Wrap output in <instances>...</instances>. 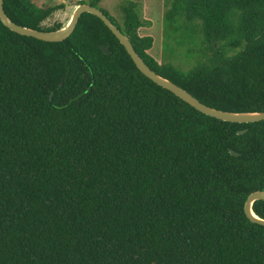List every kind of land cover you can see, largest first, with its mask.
<instances>
[{"label":"trees","instance_id":"trees-1","mask_svg":"<svg viewBox=\"0 0 264 264\" xmlns=\"http://www.w3.org/2000/svg\"><path fill=\"white\" fill-rule=\"evenodd\" d=\"M100 1L77 4L101 10L153 71L210 107L264 111V0H163L186 69L148 53L140 0L121 3L122 23ZM62 7L3 0L14 23L44 31L62 26L42 25ZM255 190L264 120L196 110L91 13L55 42L0 21V264H264V226L243 210ZM252 209L264 218V200Z\"/></svg>","mask_w":264,"mask_h":264},{"label":"water","instance_id":"water-1","mask_svg":"<svg viewBox=\"0 0 264 264\" xmlns=\"http://www.w3.org/2000/svg\"><path fill=\"white\" fill-rule=\"evenodd\" d=\"M70 19L66 22L65 25H62L60 28L44 31L33 29L26 26H21L14 23L4 12L3 9V0H0V21L8 27L11 31L16 32L21 35L34 37L36 39L42 41H62L66 39L74 30L76 23L83 12L91 13L97 17H99L103 23L108 27V29L113 33V35L118 39L119 43L124 47L127 51L128 55L132 59L133 63L137 67V69L144 74L147 78L152 80L157 85L169 90L177 97L188 103L190 106L194 107L196 110L217 118L222 121L235 122V123H251L256 121L264 120V111H243V112H233V111H224L214 107H210L202 102H200L197 98H195L192 94L186 91L184 88L180 87L176 83L171 80L159 75L155 71H153L141 58V56L135 51L133 48L129 38L122 33L117 26L111 22V20L98 8L91 6L87 3L76 4L71 10ZM101 50L105 54H110V50L104 46H100ZM246 131V129L237 131L238 134H242ZM230 154L233 156H238L239 152H236L230 149ZM257 200H264V190H255L248 194L244 201L243 210L246 217L257 224L264 226V218L257 216L252 209L253 202Z\"/></svg>","mask_w":264,"mask_h":264},{"label":"rangeland","instance_id":"rangeland-1","mask_svg":"<svg viewBox=\"0 0 264 264\" xmlns=\"http://www.w3.org/2000/svg\"><path fill=\"white\" fill-rule=\"evenodd\" d=\"M39 4L43 0H33ZM80 0H59L55 3H63L64 7L54 11L42 25H51L55 22H60L65 25L70 19L72 8ZM124 0H101L99 6L105 9L113 18L119 23H122L123 15L120 9V5ZM165 6L163 0H140L138 6V13L141 19L148 22L147 25L139 28V34L142 36L149 35L153 38L152 47L148 53L153 56L159 63L171 61L175 65H178L184 69L191 66L194 62L193 58H189L185 54L184 45L177 44L176 40L170 38L166 40L163 33V12ZM164 42H168L172 46L173 52L170 54L163 45Z\"/></svg>","mask_w":264,"mask_h":264},{"label":"built area","instance_id":"built-area-1","mask_svg":"<svg viewBox=\"0 0 264 264\" xmlns=\"http://www.w3.org/2000/svg\"><path fill=\"white\" fill-rule=\"evenodd\" d=\"M54 1H59V0H54Z\"/></svg>","mask_w":264,"mask_h":264}]
</instances>
